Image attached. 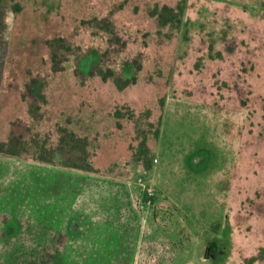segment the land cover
Masks as SVG:
<instances>
[{
  "label": "rangeland",
  "instance_id": "obj_1",
  "mask_svg": "<svg viewBox=\"0 0 264 264\" xmlns=\"http://www.w3.org/2000/svg\"><path fill=\"white\" fill-rule=\"evenodd\" d=\"M1 33L0 140L66 127L93 171L0 154V264H264V0H0Z\"/></svg>",
  "mask_w": 264,
  "mask_h": 264
},
{
  "label": "trees",
  "instance_id": "obj_2",
  "mask_svg": "<svg viewBox=\"0 0 264 264\" xmlns=\"http://www.w3.org/2000/svg\"><path fill=\"white\" fill-rule=\"evenodd\" d=\"M15 11L14 9H12ZM183 8L181 5H176L175 7H170L167 5H158L155 4L149 11V15L155 17L157 21V25L160 28L163 27H178L180 24V18L182 16ZM108 30V27L106 28ZM110 34L113 31H109ZM54 59V55H53ZM53 69L59 71L61 68L58 67L56 62L53 63ZM98 75L102 79L112 78L113 83L119 89H123L129 83L133 82L129 79H121L118 77H114L112 71L107 68L105 71H99ZM39 89V88H38ZM38 97L41 95L38 94ZM38 105L35 102L29 103L28 113L33 118H38L37 115ZM120 111H116L114 113L115 117H122ZM58 139L57 144L55 146H47V140H39L37 137H31L28 139H23L20 136L14 135L10 133L5 140H0V154H7L12 156H21L23 154H27L31 156L33 159L51 163L54 158L57 157L61 160L62 164L68 167L85 170V171H93V166L90 160V154L87 149L88 143L85 137L78 136L74 131L69 130L66 127H58L57 128ZM154 135H158V129H156ZM144 141H141L142 144ZM10 230L12 226L9 224ZM8 232V231H7ZM49 244V243H47ZM43 245L38 251L34 248L29 250H14L11 252L12 254V263L15 264H44L47 261H43V255L46 248L52 247L50 245ZM33 251V252H32ZM32 252V253H31ZM47 252H49L47 250ZM14 257V262H13Z\"/></svg>",
  "mask_w": 264,
  "mask_h": 264
},
{
  "label": "crops",
  "instance_id": "obj_3",
  "mask_svg": "<svg viewBox=\"0 0 264 264\" xmlns=\"http://www.w3.org/2000/svg\"><path fill=\"white\" fill-rule=\"evenodd\" d=\"M2 41H3V35L1 33L0 42L2 43ZM0 47H1V45H0ZM3 57H4L3 56V50H1V48H0V78H1V72H2V69H3Z\"/></svg>",
  "mask_w": 264,
  "mask_h": 264
},
{
  "label": "flooded vegetation",
  "instance_id": "obj_4",
  "mask_svg": "<svg viewBox=\"0 0 264 264\" xmlns=\"http://www.w3.org/2000/svg\"><path fill=\"white\" fill-rule=\"evenodd\" d=\"M209 249H210V248H209ZM209 252H210V251H209ZM218 252H219V250L216 252V254L210 252V253H208V254H209L208 256H209L210 258H213V257H215V256L218 254Z\"/></svg>",
  "mask_w": 264,
  "mask_h": 264
}]
</instances>
